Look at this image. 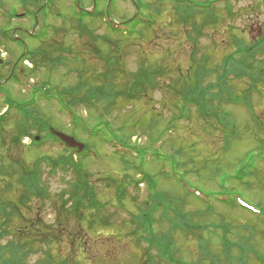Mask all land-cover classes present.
Returning <instances> with one entry per match:
<instances>
[{"label":"rangeland","instance_id":"374dc122","mask_svg":"<svg viewBox=\"0 0 264 264\" xmlns=\"http://www.w3.org/2000/svg\"><path fill=\"white\" fill-rule=\"evenodd\" d=\"M74 1L49 0L45 18L43 12L46 9L41 8L44 2L26 0L20 5L17 0H0V59L4 60L0 66V83H4L11 74L15 59L23 52L20 46L7 41L1 30H17L15 33L26 39L32 50L44 52L48 57V60L36 57L34 62L30 58L23 64L26 73L21 72L22 66L17 63L14 77L20 82L17 83L14 78L12 83L4 86L6 92L2 91L0 95V115L5 112L2 106L5 94H10L17 101H29L34 90L46 86L55 91L50 96L52 99L45 100L37 95L35 104L29 108L50 121L51 128L89 148V152L81 157L75 154L74 166L63 164L67 173H63L61 168L54 177L46 173L47 193L36 197L31 196V190L26 194L30 196L26 204L19 205V214L13 213L12 219L6 221L0 217V225L10 230L5 238H0V247L8 244L10 239L16 240L14 225L20 236L28 232V227L17 226L19 220L37 219L40 213L50 229L60 231L58 235L63 240L61 252L52 253L56 258L53 264L65 259H71L68 264H145L147 245L139 241V235L133 234L137 226L132 217L147 209V202L154 191L134 166L141 164L157 183V191L167 197L164 196L163 200L184 199V210L192 212V218H195L192 224L202 225L197 232L199 237H192L184 231L171 236L176 252L185 262L200 261L202 241L212 255L224 254L227 257L244 252L246 264H264V238L260 234L264 231V161L256 165V160L247 158L250 152L255 155L260 153L264 146V96L252 98L255 116L260 118L262 130L255 126L251 113L245 108L228 107L236 117V125L227 133L234 131L236 139L226 147L222 133L201 120L196 108L187 110V117L174 121L173 129L167 125L179 116L180 106H183L179 91L192 84L190 77L193 78L196 70L192 60L194 56L196 60L209 57L210 64L206 67L214 70L220 67L225 57L237 51L235 38L243 40L248 46L264 35V6L261 0L217 3L215 10L219 21L215 23L205 16L185 21L183 15V21L174 5L132 0L141 10V17L146 20L151 16L155 20L152 27L137 26L133 37L110 33L101 15L85 20L81 31L70 8L75 5ZM79 1L89 11L94 4V0ZM104 1L99 0L100 10ZM195 1L206 3L210 0ZM144 3L149 10H144ZM36 10L40 13L36 32L46 23L51 26L50 35L39 42L30 41L24 34L32 32L34 27L31 16H25V12ZM110 11L115 22H124L133 17L136 10L131 1L113 0ZM21 15L25 17L17 18ZM206 22L208 24L204 25ZM201 26L203 34L198 35ZM60 45L68 52L60 51ZM58 58H64L61 64H57ZM35 62L39 69L37 73L30 72L35 71ZM141 68H146V72L142 73ZM159 68L164 69L166 74L154 80L156 86L153 88L145 81L150 74L148 69ZM246 79L243 76L231 79L229 83L242 90ZM214 82L215 75L207 78L203 85ZM134 83L137 86L134 87ZM76 84H82L84 94L98 91L101 96L90 103L73 105L75 116L82 122L79 125L74 121L72 111H62L56 95ZM259 88L264 89L262 85ZM74 98H78L77 95ZM70 99L72 97L63 98L65 102ZM100 118L108 123L110 129L107 130L105 123L100 124ZM164 127L166 131L162 140L156 142L158 132ZM14 129L12 124L7 126V143L15 136ZM33 133L36 135V131ZM110 136H116L125 146L149 152L136 159L134 151H127L128 148L125 151L117 143L110 142ZM23 146L11 155L6 150L0 151V168L1 164H14L19 155L31 167L41 155H49L55 160L64 155L71 156L62 143L50 139L36 146L29 147L26 143ZM167 154L175 159L178 166L163 160ZM76 163L82 169L79 174ZM242 167H256L257 170L251 172L254 175L249 178L245 177L242 183H237L232 177L238 175ZM173 169L181 183L170 179ZM222 177H225L224 181H221ZM19 180L0 175V194L6 201L18 202L19 196L24 195ZM84 184L93 188L96 199L83 200L81 194H75L74 185L83 187ZM196 189L203 193L202 200L192 197ZM238 197L245 200L251 210L239 209L230 202ZM221 198L227 200V206L219 204ZM74 210H79V213L67 215V211ZM199 212L201 216H197ZM160 213L157 212L156 219H159ZM155 229L159 233L166 232L168 225L157 223ZM41 235L38 232L34 234ZM71 242L75 244L73 248ZM82 251L89 253L85 255ZM153 254L156 258V251ZM41 258V255H32L29 264Z\"/></svg>","mask_w":264,"mask_h":264},{"label":"trees","instance_id":"16d2710c","mask_svg":"<svg viewBox=\"0 0 264 264\" xmlns=\"http://www.w3.org/2000/svg\"><path fill=\"white\" fill-rule=\"evenodd\" d=\"M37 2H43L44 0H32ZM99 1V0H98ZM103 0H100V2ZM107 0L104 1L106 3ZM157 2H173L175 4V10L179 14L185 15V21L189 19H196L198 16H205L207 20H211V22L215 23L219 21L217 17V11L215 10V3L218 0H210L206 3H195L190 2L189 0H153ZM179 1V2H178ZM26 0H18L20 5H23ZM183 2L182 4H179ZM264 2V0H263ZM103 3V4H104ZM161 3V4H162ZM229 7V6H228ZM38 9V8H37ZM145 11L149 10V7L144 4ZM199 9V10H197ZM231 11V9L229 8ZM37 11V10H36ZM34 11V12H36ZM34 12L31 13V18L34 16ZM233 12V10L231 11ZM73 14V13H72ZM75 20L77 21L78 28L83 31L82 24L85 20H93L95 18L88 17L87 15L82 14V17H78L75 13L73 14ZM102 16V14H100ZM99 15V16H100ZM98 17V15H97ZM151 17V16H150ZM195 17V18H194ZM155 22V20L153 21ZM153 22H141L138 21L136 25H142L143 23L146 24L148 27H152L154 24ZM130 26V23H128ZM208 22L204 23L207 25ZM106 27L110 31V33L116 34L115 30L109 26L108 23L105 22ZM134 25V26H136ZM203 26L199 28L198 35H202ZM43 31L48 32L49 27L44 24ZM1 32H4L1 30ZM137 33L134 32L133 35ZM45 39V38H44ZM43 39V40H44ZM234 44L237 46V51L235 53L230 54L229 56L225 57L222 60V64L219 68L216 69L207 68V64H210L209 57H202L200 60H196L195 56L193 57V62L195 64L196 70L194 73L193 78L190 77L192 84L187 85L183 88V91L180 92V97L183 102V106H180V114L178 117L173 118L174 121L178 119H183L181 117H187L186 113L187 110L189 111L190 108H196L197 114L199 118L203 121H206L211 127H214L217 132L222 133V137H224L225 146L230 144L231 141L236 139V133H227V130H232L235 126L233 120L227 113L224 111V105L226 100H230L231 104L233 105H240L241 103L246 104L249 106L250 103V96L252 94V90L256 89L257 79L259 77L264 78V70L261 66H256L254 63H249L252 56L256 55L255 51H260V53L264 54V38L258 40L255 45L247 46L243 40H239L235 38ZM60 51L68 52V49H65L60 45ZM262 49V50H261ZM45 59L48 60L46 54L41 51L35 50L33 53L28 55V58H35ZM53 60V55L50 56ZM64 60L63 58H59ZM209 61V62H208ZM34 62V61H33ZM53 62V61H52ZM61 63V62H60ZM38 65V64H37ZM35 62V71L30 70V72H38V66ZM143 71L142 73L146 72V68H141ZM148 78L145 80L149 86L155 87L156 84L154 80L159 76L162 77L166 74L164 69L159 68L158 70H150ZM34 73V74H35ZM140 73V74H142ZM139 74V75H140ZM138 75V74H137ZM215 75V82L203 85L204 81ZM243 76H246V83H244V89H240L238 86L230 85L231 79H239ZM139 79H137L138 81ZM190 83V82H189ZM137 86V83H134V87ZM46 86H44L45 88ZM46 92L44 95H48L47 100H50V96L55 92L52 89H48L46 87ZM91 90V89H89ZM43 91V90H41ZM58 96V101L61 104V108L65 111L71 112L72 115H75L73 111V105L75 103H90L97 97H101L98 91H91L88 93L83 92L82 84H76L73 88L68 90H64L62 93H56ZM77 95L78 98H74ZM241 96V99L240 97ZM72 97L71 101L65 102L63 98ZM35 101V99H33ZM5 104L9 105L10 108L15 109L11 110L4 118H0V150H6L7 153L10 155L15 153L18 148L24 147L23 140L24 138L28 137L32 141V145H37L36 138L33 135V130L37 131L38 136H43L45 132L46 135L43 138H51V140H57L51 132L49 128L51 127V123L48 120H45L44 116L40 113H37L26 109V106H23L21 103H18L16 100L8 97V102ZM4 104V105H5ZM226 108V106H225ZM249 108V107H247ZM15 111V113H12ZM32 111V112H30ZM25 112V113H23ZM19 114V118L16 117ZM15 116V117H14ZM21 118V119H20ZM172 120V121H173ZM12 121H15L12 123ZM11 122V123H9ZM172 123V122H171ZM12 124L15 127V136L11 137L12 140L10 143H7V136L5 134L7 126ZM172 125V124H171ZM160 138V137H159ZM42 139V138H41ZM42 143V140L39 142ZM130 149H134L138 154H144V151H139L135 147H128ZM225 148V147H224ZM69 151V150H68ZM16 155V154H14ZM19 155V154H18ZM68 155V154H66ZM69 157L61 156L59 157L60 160H55L53 157L49 155H44L41 157L37 162L33 164V166L27 165L22 156L19 155L21 158L20 160L17 158L14 164L9 162L8 166L5 164H1L0 171H2V176L7 178L20 179L18 183L23 186V192L25 191L24 195H20L18 198V202L5 200L3 194H0V217L2 219L11 220L13 213L19 214L21 212L20 204H26L29 200L30 196L26 195L29 194L32 190L33 194L31 196L40 197L43 194L47 193L45 188V180L44 177L46 175V171H48L49 175H54V172H57L59 168L63 171L67 172L65 168H63V164L70 163L74 166L73 157L74 152H70ZM159 154H157V157ZM15 156H13L14 158ZM166 160L170 161L174 167L178 166L176 164L175 159L172 156L165 157ZM77 165V166H76ZM77 168V173L79 174L82 169L79 165L75 164ZM188 174V173H186ZM114 182V181H113ZM149 187L154 190L156 189V183L153 179H149ZM116 183V180L115 182ZM19 185V186H20ZM11 187V186H10ZM75 194H81L83 200H87L88 198H94L95 193L92 191V187L88 188L85 184L83 187L78 185H74ZM4 192V191H3ZM63 196V193L61 194ZM158 194L154 193L150 196V201L147 202V209L145 211H140L137 215L132 217V221L135 222L137 226L133 231L134 235H139V241L145 242L147 247L144 251L145 257V264H201V262H206L204 264H226V263H238L235 262L237 258L226 257L223 255H212L208 252V246H204L202 241L200 242V250H202V254L200 257V261H191L185 262L181 257H179V253L176 252V246L172 239V235L179 231H184L187 234H192L195 237H199L197 235L198 230L201 229L199 224H192L193 213H187L185 208V200H169L168 201H160L157 203ZM165 195L161 197L163 199ZM8 196L7 199H9ZM166 197V196H165ZM167 198V197H166ZM95 206V205H94ZM63 209L65 207L63 206ZM157 212H161L159 214V219H156ZM79 213V210L74 211H67V215H76ZM201 214V212H200ZM198 215V214H197ZM15 216V215H14ZM196 217V216H195ZM0 218V220H1ZM163 225L164 223L168 225V230L166 232H158L155 229L156 224ZM16 224V223H15ZM25 226L28 227V232H25V236L21 235L18 232V229L15 225L12 227L16 230V237L19 238L18 243L17 238L16 240L9 241L8 244L0 247V264H29V260L32 259V255H41L42 258L36 261H33L32 264H53L56 262V258L53 257L52 253L55 251L61 252V246L63 240L60 239L58 232L56 230H52L49 228L43 218L41 217L40 213L38 218L30 219H21L17 223V226ZM196 227H195V226ZM2 226V225H0ZM3 227V226H2ZM21 227H19L20 229ZM8 228H1L0 227V238H5L4 236L9 232ZM35 232L41 233V237L34 236ZM69 240V239H68ZM24 242V243H22ZM72 243V242H71ZM74 243H72L71 247H74ZM156 251V258L154 257V252ZM88 254V251H82V254ZM204 255V257H203ZM70 256V255H69ZM204 258V259H203ZM231 259V260H230ZM71 259L61 260L57 264H68ZM235 260V261H234ZM144 264V263H142Z\"/></svg>","mask_w":264,"mask_h":264},{"label":"water","instance_id":"95a60500","mask_svg":"<svg viewBox=\"0 0 264 264\" xmlns=\"http://www.w3.org/2000/svg\"><path fill=\"white\" fill-rule=\"evenodd\" d=\"M2 63V61H0V64ZM56 136H58L68 147L70 148H78L79 151L83 150L84 146L80 143H78L75 139L68 137L66 135L60 134V133H56Z\"/></svg>","mask_w":264,"mask_h":264},{"label":"flooded vegetation","instance_id":"af4514ba","mask_svg":"<svg viewBox=\"0 0 264 264\" xmlns=\"http://www.w3.org/2000/svg\"><path fill=\"white\" fill-rule=\"evenodd\" d=\"M12 34H13V32H12ZM16 34H17V33H16ZM16 34H15V35H16ZM24 34H28V35H30L29 32H25ZM13 37H14V35H13ZM18 41L22 43V42L24 41V39H23L22 37L19 36ZM5 60H7V59H5ZM18 60H19V58L16 59V64L14 65V67H13V69H12L10 75H14V71H15V69H16V65H17ZM18 64H20V63H18ZM21 71L23 72V68H21Z\"/></svg>","mask_w":264,"mask_h":264},{"label":"bare ground","instance_id":"6f19581e","mask_svg":"<svg viewBox=\"0 0 264 264\" xmlns=\"http://www.w3.org/2000/svg\"><path fill=\"white\" fill-rule=\"evenodd\" d=\"M137 28H139V26H138ZM137 28H136V29H137Z\"/></svg>","mask_w":264,"mask_h":264}]
</instances>
